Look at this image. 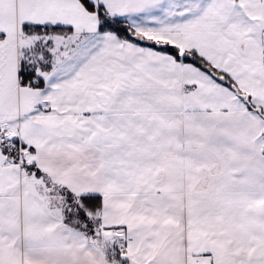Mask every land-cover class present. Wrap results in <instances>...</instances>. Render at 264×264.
<instances>
[{
    "label": "snow or ice",
    "instance_id": "snow-or-ice-1",
    "mask_svg": "<svg viewBox=\"0 0 264 264\" xmlns=\"http://www.w3.org/2000/svg\"><path fill=\"white\" fill-rule=\"evenodd\" d=\"M0 264H264V0H0Z\"/></svg>",
    "mask_w": 264,
    "mask_h": 264
}]
</instances>
